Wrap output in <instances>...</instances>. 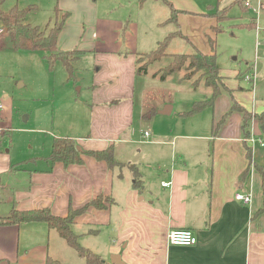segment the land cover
Instances as JSON below:
<instances>
[{
    "label": "crops",
    "instance_id": "1",
    "mask_svg": "<svg viewBox=\"0 0 264 264\" xmlns=\"http://www.w3.org/2000/svg\"><path fill=\"white\" fill-rule=\"evenodd\" d=\"M167 1L178 11V29L188 41L193 33L186 23L194 22L203 30L205 23L198 22V16L204 11L198 2ZM58 8L68 13L57 40L59 50L92 54L98 66L91 76L89 113L95 123L90 124L89 135L61 137L71 138L84 152L111 146L115 161L123 167L110 169L104 161L87 155L81 164L67 166L49 164L47 156L14 159L0 149V218L12 210L41 208L64 217L70 209H80L100 196L105 208L88 207L71 225L79 243L101 258L99 264H112L111 255H119L121 264H264V213H259L263 191L256 168L264 169V145H252L245 139L243 114L236 110L240 106L251 116L250 131L264 142V118L261 122L256 118L264 112V92L256 89V82L252 89L244 80L256 66L232 76H223L220 69V94L212 106L190 117L181 114L212 94L203 79H196L194 85V76L185 80L182 75L180 83L184 84L178 87H203L202 97L190 95L182 104L172 99L162 102L149 117L155 120L144 129L149 132L144 138V131L134 128L141 116L135 88L137 59L150 52L145 47L148 44L153 42L156 48L163 35L151 38L137 22L146 19L153 27H162L171 16L170 7L161 0H59ZM219 11L224 21L230 18L228 7L208 11L212 35H206L213 40ZM249 19L230 26L256 31V14ZM260 20L261 13L258 25ZM74 76V82H81L75 69ZM74 82L68 83L73 86ZM168 104L172 105L169 114H160ZM131 169L140 175L138 189L133 187ZM164 183L170 185L164 187ZM238 192L249 194L250 204L237 202ZM175 229L191 230L197 244L169 245L167 234ZM48 258L61 264H88L44 223L0 226V264H45Z\"/></svg>",
    "mask_w": 264,
    "mask_h": 264
},
{
    "label": "rangeland",
    "instance_id": "2",
    "mask_svg": "<svg viewBox=\"0 0 264 264\" xmlns=\"http://www.w3.org/2000/svg\"><path fill=\"white\" fill-rule=\"evenodd\" d=\"M195 1L204 11L198 16V22L205 23L203 30L196 28L194 22L186 23V29L193 33L192 39L186 41L181 37L173 38L167 46V56L149 65L146 74L136 78L137 105H140L137 113L141 116L134 124V128L140 133L147 129L149 124L153 125L155 119L149 117L162 106V102L172 99L175 103L182 104L190 95L199 99L202 97L203 87L197 90L188 85L178 87L184 84L180 82L182 75L186 73L185 69L170 74L163 80L160 78L161 70L176 54H191L194 49L203 53L214 52L217 66L223 76H232L238 70L244 73L248 70V66L255 65L256 89L264 92V10L261 11L260 29L257 32L250 27L232 29L230 26L232 23L241 20L249 22L250 16H255L256 0H249L251 8L243 6L246 0ZM14 5L27 10L24 23L40 28H44L47 24L49 27L53 26L54 8L58 6L56 0H5L1 9L6 11ZM218 7H228L227 13L230 18L220 23V31L216 33L215 47L212 51L206 35L211 34L207 26L211 15L208 11ZM59 19L60 17L57 18ZM137 24L139 29L147 30L151 38L163 35L164 39L177 29L173 24L169 26L163 24L162 27L156 28L146 19L142 22L138 20ZM0 26L4 29V33L0 35V102L4 104V109L0 111V149L9 151L14 159H24L28 156L42 158L49 155L54 138L64 135L80 137L89 135L87 131L90 129V124L92 126L95 123L90 119L89 113L91 76L98 68L95 66L93 55L80 56V59L73 64L76 76L81 77L82 80L78 83L73 81L72 86L66 81L67 75L61 62H56L50 70L42 53L17 50L4 26L1 23ZM149 39L146 40L151 42ZM194 43L205 46V50ZM145 47L148 52L155 49L153 42ZM123 69L126 70V67L123 66ZM197 74L194 75L193 82L196 79L201 80L200 74ZM42 165L39 159V167Z\"/></svg>",
    "mask_w": 264,
    "mask_h": 264
},
{
    "label": "trees",
    "instance_id": "3",
    "mask_svg": "<svg viewBox=\"0 0 264 264\" xmlns=\"http://www.w3.org/2000/svg\"><path fill=\"white\" fill-rule=\"evenodd\" d=\"M4 1L5 0H0V23L8 32L13 46L17 50L36 51L42 53L50 70L53 69L56 62H61L67 74V82L74 81L75 76L73 63L79 58L81 52L78 50L61 51L57 46L58 36L63 28L65 20L68 17V13H62L56 5L54 8L55 21L53 26L49 27V24H47L44 28H40L24 23L27 10L20 9L17 5H14L6 11L2 10L1 6ZM56 1L58 2L59 0ZM161 1H163L171 9L170 18L163 24H174L177 30L168 34L158 43L154 50L137 59V64H139L136 69L137 75L146 74L149 65L167 56V46L173 38L181 37L188 41V39L183 36L178 29V11L172 8L171 4L167 0ZM28 10H30V8ZM217 13H215L217 25L212 28L214 33H218L220 23L224 21L223 12L219 11V13ZM58 17H60L59 20H57ZM240 27L241 26H239V28ZM208 43L211 46L212 51H214L215 40L208 37ZM182 69H185L186 71L184 75L185 80L191 79L197 73L200 74L201 79L203 78L204 85L211 89L212 94L210 99L206 101H195L189 111L181 114L182 117H190L201 112L204 108L212 106L214 99L220 94V91L223 88V77L220 75V68L217 66L216 55L214 52L212 54H204L194 49V52L191 54L173 55L171 62L164 67L163 70H161L162 74L160 78L163 80L166 76L181 71ZM194 82V85L197 84V81ZM234 109L235 105H233L231 110ZM236 110L243 114V124L241 129L243 130L245 139H248L250 136L249 120L251 119V116L240 106ZM256 118L261 122L264 118V112ZM83 155L90 156L98 161H104L110 169L123 167L122 164L115 161L113 148L111 146L103 150H89L85 152L81 150L79 151L75 147L74 141L69 137L54 138L51 143L50 154L45 157V160L49 164L61 162L65 166L70 164L79 165L82 163ZM246 158L249 161L251 160V152L249 148L246 150ZM256 168L261 175L263 191V208L259 210V213H264V169L260 166H256ZM131 170L133 172V187L138 189L142 185L140 175L134 169ZM103 201L104 198L99 196L88 202L80 209H70L68 214L64 217L53 215L48 208L24 212L12 210L8 216L0 218V226L19 225L21 223L29 222L44 223L47 225L48 229L55 230L60 238L65 240L67 245L72 248L80 258L84 259L86 263L99 264L101 263V258L93 251L83 247L79 243L78 236L72 231L71 225L74 223L75 217L84 213L88 207L104 209L105 205L103 204ZM45 264L61 263L48 258Z\"/></svg>",
    "mask_w": 264,
    "mask_h": 264
},
{
    "label": "built area",
    "instance_id": "4",
    "mask_svg": "<svg viewBox=\"0 0 264 264\" xmlns=\"http://www.w3.org/2000/svg\"><path fill=\"white\" fill-rule=\"evenodd\" d=\"M221 1V0H220ZM262 0H256V6H255V14H256V32L260 29L259 25H258V19L261 13V9H262V4H261ZM246 8H251V2L249 0H246L243 4ZM4 33V29L3 27L0 26V35ZM244 80H246L247 82H249L252 86V89L255 88V82H256V69L255 67H252V69L244 76ZM4 109V104L2 102H0V111H2ZM143 137L144 138H148L149 137V132L148 131H144L143 132ZM247 141L250 144H259L260 146L264 145V142L259 139L256 138L253 133L250 131V136L247 139ZM169 183H164L163 186L167 187L169 186ZM234 199L241 203V204H250L251 202V196L249 194H245L242 192H238L235 194ZM167 242L169 243V245L171 246H181V247H192L195 246L197 244V238L194 235V233L189 230V229H175V230H171L168 234H167Z\"/></svg>",
    "mask_w": 264,
    "mask_h": 264
},
{
    "label": "water",
    "instance_id": "5",
    "mask_svg": "<svg viewBox=\"0 0 264 264\" xmlns=\"http://www.w3.org/2000/svg\"><path fill=\"white\" fill-rule=\"evenodd\" d=\"M169 109H170V106H167L163 109V111L160 112V114L162 115H167L169 114ZM110 262L112 264H121V261H120V256L119 255H111L110 256Z\"/></svg>",
    "mask_w": 264,
    "mask_h": 264
}]
</instances>
